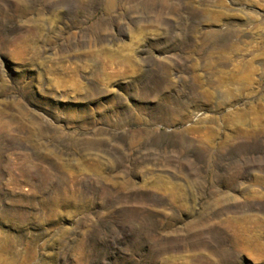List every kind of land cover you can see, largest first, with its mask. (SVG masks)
Here are the masks:
<instances>
[{"label":"rangeland","instance_id":"obj_1","mask_svg":"<svg viewBox=\"0 0 264 264\" xmlns=\"http://www.w3.org/2000/svg\"><path fill=\"white\" fill-rule=\"evenodd\" d=\"M0 264H264V0H0Z\"/></svg>","mask_w":264,"mask_h":264}]
</instances>
